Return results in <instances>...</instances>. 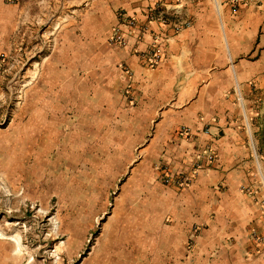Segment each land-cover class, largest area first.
Masks as SVG:
<instances>
[{
	"label": "rangeland",
	"instance_id": "374dc122",
	"mask_svg": "<svg viewBox=\"0 0 264 264\" xmlns=\"http://www.w3.org/2000/svg\"><path fill=\"white\" fill-rule=\"evenodd\" d=\"M217 1L0 0V264H264L263 229L237 241L198 220L226 194L264 204V0ZM134 8L193 30L191 49L216 21L223 101L137 75L149 48L129 61L108 39Z\"/></svg>",
	"mask_w": 264,
	"mask_h": 264
},
{
	"label": "crops",
	"instance_id": "0c3cea01",
	"mask_svg": "<svg viewBox=\"0 0 264 264\" xmlns=\"http://www.w3.org/2000/svg\"><path fill=\"white\" fill-rule=\"evenodd\" d=\"M125 8L130 9V7ZM134 9L136 11V16L140 18L128 13H125L124 16H133L139 27L145 26L146 28L137 40L138 42L135 48L132 47V39L125 45L134 53L132 56H127L126 58L130 61L132 57H136V53L140 52V50L150 47L152 42L151 33H153L155 38L157 37L156 40L160 43L158 62L161 63L155 70L150 67H140L138 68L139 70H137V75H142V77L147 75L145 79L148 80V83L156 76H164L162 79L164 81L165 91L169 92L172 87L180 85V93L183 92L185 95L189 94L191 90L189 85H194L198 80H205L208 84L203 87L204 89H199L197 104L202 103L206 93L214 94L213 99L223 101L225 98L224 92L228 88L227 86L231 80V75L227 73V70L224 71L225 73H222L216 68L218 64L221 65L222 63L221 51L220 48L217 47L219 39L210 37L209 33L206 31V25H209L211 22L216 23V21L207 20L205 16H201L198 19V24L202 26V31L198 32V40L196 39L193 42L195 47L191 49L190 43L192 40L190 38L194 37L191 36L193 30L183 29L176 32L170 27V25H172L171 23L165 24L161 21H150L147 20L146 17L143 19L144 16L142 11L137 8ZM229 17L228 11H224V15L219 21L220 26L223 24L227 28L230 27L231 19ZM120 19L121 17L117 19L115 25ZM174 25L175 24H173V26ZM111 29L109 30V35ZM229 37L230 57H232L231 68H234L237 74L240 72L241 82H248L252 76L247 73V67L244 66L245 69H243L238 62L233 63L234 56L237 54L236 41L231 32H229ZM138 57H140V55ZM172 63H174L173 69H168L166 65ZM209 67H212L211 71ZM197 69L200 70V73L195 74L191 72V70L198 71ZM181 87H183V90ZM208 108H212V106ZM236 155L238 158H244L248 156L249 153L244 150H237ZM246 168H248L247 165L237 163L236 169L239 172L244 173L243 171ZM247 175L250 174L247 173ZM198 220L208 222L209 229L212 230L213 234L223 233V235H233L238 241L242 239V236L246 234L248 236L253 230L259 232L263 229L262 231H264V204H260L258 199L256 197L253 198V196L246 197L242 194H226L204 205V212Z\"/></svg>",
	"mask_w": 264,
	"mask_h": 264
},
{
	"label": "built area",
	"instance_id": "2783aa9c",
	"mask_svg": "<svg viewBox=\"0 0 264 264\" xmlns=\"http://www.w3.org/2000/svg\"><path fill=\"white\" fill-rule=\"evenodd\" d=\"M150 19V18H149ZM145 26L139 27L137 25V21L133 16H122L120 21L112 27L109 41L120 45L125 46L129 43V40L132 39V47H136L137 40L145 30ZM138 33V34H137ZM157 38V37H156ZM155 36L152 40L150 47H148L147 53L148 56V66L150 68L154 67L159 59V50H160V43L156 40ZM143 55H145L143 53Z\"/></svg>",
	"mask_w": 264,
	"mask_h": 264
},
{
	"label": "bare ground",
	"instance_id": "6f19581e",
	"mask_svg": "<svg viewBox=\"0 0 264 264\" xmlns=\"http://www.w3.org/2000/svg\"><path fill=\"white\" fill-rule=\"evenodd\" d=\"M215 1V5H216V9H217V12H218V14H220V6H219V4H218V1L217 0H214ZM221 26L223 27V25L221 24ZM258 169H259V172L261 173V171H260V166L258 165ZM262 179H263V181H264V176H262ZM42 185V184H41ZM20 234V233H19ZM6 235V234H5ZM0 237H3L4 238V236H2V233L0 232ZM6 237V236H5ZM10 238H12L14 241H15V243H16V250L17 251H19L20 250V236L18 235V234H16V235H14V236H9ZM55 251H59V246H55ZM22 256V255H21ZM3 257V256H2ZM1 257V258H2Z\"/></svg>",
	"mask_w": 264,
	"mask_h": 264
}]
</instances>
